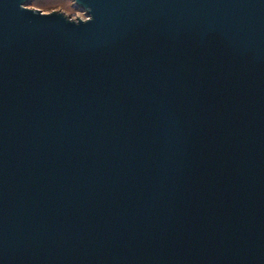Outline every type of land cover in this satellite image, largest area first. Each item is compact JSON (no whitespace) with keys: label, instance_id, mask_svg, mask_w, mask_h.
Returning a JSON list of instances; mask_svg holds the SVG:
<instances>
[{"label":"water","instance_id":"obj_1","mask_svg":"<svg viewBox=\"0 0 264 264\" xmlns=\"http://www.w3.org/2000/svg\"><path fill=\"white\" fill-rule=\"evenodd\" d=\"M0 0V264H264V0Z\"/></svg>","mask_w":264,"mask_h":264},{"label":"rangeland","instance_id":"obj_2","mask_svg":"<svg viewBox=\"0 0 264 264\" xmlns=\"http://www.w3.org/2000/svg\"><path fill=\"white\" fill-rule=\"evenodd\" d=\"M29 8L40 9L43 13L61 11L72 19H85L83 11L74 6L72 0H31Z\"/></svg>","mask_w":264,"mask_h":264}]
</instances>
